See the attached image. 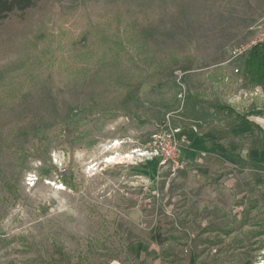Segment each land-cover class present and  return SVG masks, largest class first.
<instances>
[{
  "label": "rangeland",
  "instance_id": "1",
  "mask_svg": "<svg viewBox=\"0 0 264 264\" xmlns=\"http://www.w3.org/2000/svg\"><path fill=\"white\" fill-rule=\"evenodd\" d=\"M258 22L264 0H42L6 21L0 264H264V87L230 55ZM192 126L223 130L210 172L139 157Z\"/></svg>",
  "mask_w": 264,
  "mask_h": 264
},
{
  "label": "crops",
  "instance_id": "2",
  "mask_svg": "<svg viewBox=\"0 0 264 264\" xmlns=\"http://www.w3.org/2000/svg\"><path fill=\"white\" fill-rule=\"evenodd\" d=\"M224 123L225 120L222 125ZM175 137L182 143L181 156L185 160V169L198 168L210 172L222 162L223 130H201L198 126L183 127L175 131Z\"/></svg>",
  "mask_w": 264,
  "mask_h": 264
},
{
  "label": "built area",
  "instance_id": "3",
  "mask_svg": "<svg viewBox=\"0 0 264 264\" xmlns=\"http://www.w3.org/2000/svg\"><path fill=\"white\" fill-rule=\"evenodd\" d=\"M252 30L254 31L252 42L249 45L234 48L230 52L232 58H241L249 52L252 46L264 42V22H258L252 27ZM235 73L238 74L239 70L236 69ZM181 150L182 143L175 137V131L165 129L151 135L147 147L139 152L144 155L148 154L154 159L157 158L161 163L166 164L172 173H176L185 168Z\"/></svg>",
  "mask_w": 264,
  "mask_h": 264
},
{
  "label": "trees",
  "instance_id": "4",
  "mask_svg": "<svg viewBox=\"0 0 264 264\" xmlns=\"http://www.w3.org/2000/svg\"><path fill=\"white\" fill-rule=\"evenodd\" d=\"M42 0H0V28L11 17H22L33 10ZM247 72H250L256 83L264 87V42L252 46L244 62ZM239 118V116H235Z\"/></svg>",
  "mask_w": 264,
  "mask_h": 264
},
{
  "label": "bare ground",
  "instance_id": "5",
  "mask_svg": "<svg viewBox=\"0 0 264 264\" xmlns=\"http://www.w3.org/2000/svg\"><path fill=\"white\" fill-rule=\"evenodd\" d=\"M116 144H118V143H116ZM143 156H145L144 154H140L139 155V157H143ZM131 156L130 155H127V156H125L124 158H130ZM122 159V158H121ZM115 159H111V160H109L108 161V163H115V162H113ZM120 160V159H119ZM116 163H119V162H116Z\"/></svg>",
  "mask_w": 264,
  "mask_h": 264
},
{
  "label": "water",
  "instance_id": "6",
  "mask_svg": "<svg viewBox=\"0 0 264 264\" xmlns=\"http://www.w3.org/2000/svg\"><path fill=\"white\" fill-rule=\"evenodd\" d=\"M145 89H146L145 86H143L142 89H141V92H144Z\"/></svg>",
  "mask_w": 264,
  "mask_h": 264
},
{
  "label": "snow or ice",
  "instance_id": "7",
  "mask_svg": "<svg viewBox=\"0 0 264 264\" xmlns=\"http://www.w3.org/2000/svg\"><path fill=\"white\" fill-rule=\"evenodd\" d=\"M117 143H119V142H117Z\"/></svg>",
  "mask_w": 264,
  "mask_h": 264
}]
</instances>
